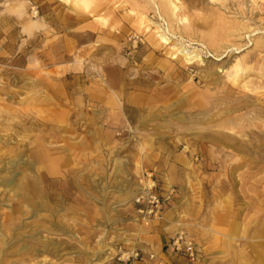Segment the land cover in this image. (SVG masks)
<instances>
[{"label": "rangeland", "instance_id": "rangeland-1", "mask_svg": "<svg viewBox=\"0 0 264 264\" xmlns=\"http://www.w3.org/2000/svg\"><path fill=\"white\" fill-rule=\"evenodd\" d=\"M143 1L97 0L76 13L65 0H0V264L240 261L246 241L229 244L225 204L210 198L219 189L209 182L225 177L203 166L209 151L238 159L224 195L243 236L259 216L249 198L264 199V136L250 158L206 136L229 133L228 121L248 132L249 118L264 130V0H172L186 18L174 31L134 6ZM214 16L239 29L219 49L199 37ZM157 32L199 58L169 57ZM23 176L35 182L28 202L4 186ZM178 238L193 256L175 249ZM254 254L250 264L264 261Z\"/></svg>", "mask_w": 264, "mask_h": 264}, {"label": "bare ground", "instance_id": "bare-ground-1", "mask_svg": "<svg viewBox=\"0 0 264 264\" xmlns=\"http://www.w3.org/2000/svg\"><path fill=\"white\" fill-rule=\"evenodd\" d=\"M70 3L71 10H73L76 13H81L83 11L90 10L93 6V8H96L97 0H65ZM209 1H216V0H209ZM138 9L142 10V13H146L150 10H153L155 13L158 14V16L161 18L163 23L166 25L167 30L174 31L173 26L182 24L183 22H186V18H178L176 15V10L178 9L176 4L172 0H144L141 5H134ZM138 17L139 22L143 23L144 18L142 17V14H139ZM203 26H205L206 30L201 31L199 33L200 42L203 44H206L208 47H211L212 49H219L224 46L223 44L228 42V39L231 37V35L234 32H238L239 29L236 26V24L231 22H225L221 17L214 16L210 20H205L203 22ZM179 27V26H178ZM178 29V28H177ZM181 35H189L191 32L190 26L183 25ZM157 32L156 42L165 46H169V51L167 52L168 56L171 58H175L177 54H182L184 60L187 63H191L192 60L198 59L199 55L195 51H187L184 47L179 46V44H171L168 42L169 38L164 33ZM256 45H260V43L256 42ZM235 76L234 79H237L239 77V72L243 69H241L240 65L235 64ZM148 83V82H147ZM129 84H134V82H129ZM157 95L153 94L150 99L143 98V97H131L129 100V103L135 107H143L144 105L148 104V102H151L152 100H156ZM198 107L202 106V100L201 98L198 100L197 104ZM179 121H183L184 119L179 116L176 118ZM246 126L250 128V130L247 132L244 127H242V123H234L232 121H228L227 124L228 127H221L222 130H225L229 133H225L223 131H214L211 134H208L206 136L207 141L211 143L212 145L219 147L222 146L223 148H230L232 151L241 154L242 156L246 158H250L249 149L254 147V143L258 144V147H261L262 145L259 142V137L264 136V130H260L255 126H252L253 118H249L246 121ZM147 125V124H144ZM225 126V125H224ZM247 127V128H248ZM236 129L240 130V133H234L233 131ZM254 128V129H252ZM243 132V133H242ZM238 135V136H236ZM248 137L247 140H244L243 137ZM241 138V139H240ZM250 138L253 139V142L250 141ZM240 139V140H238ZM223 150V149H221ZM146 152V151H145ZM256 152V151H252ZM214 152L209 151L206 155V164L203 166L204 170H213L216 172V175L223 174L221 176H224L225 178L223 180L221 179H212L213 181L209 182V185L212 186L213 190L219 189L217 191L216 195H210V198L215 201L216 197H219V200H222V203L225 204L226 207V218L224 224L221 226L224 227V229H221L222 235L226 238L228 242H231L229 244L235 243L236 239H244L246 243L241 247H236V252H239L240 261L238 264H250L248 261V255L249 252H254V256L256 254L262 252L264 254V199L260 200L259 196L256 195L255 198L250 197V206H255V213L258 214L253 221L249 222V230H246V232L242 233L243 236L240 237L238 235L239 233V227L240 223H238V220H240L241 211L237 210L235 211L232 208L231 201L229 196H225L224 194L230 190L234 183L233 178H228L229 175L233 173V171L237 170L240 166V163H238V159H234L233 161L235 163L228 164V159H223L221 157L220 153H217V155L213 154ZM226 153H224L223 157H225ZM258 159L264 164L263 161V155H259ZM260 170V169H259ZM19 184L16 186L13 178L9 179L5 182V187H16L19 192L22 193V197L24 198V201L28 202L30 197L28 196L29 192L28 189L35 185V182L33 184H30V182L23 176L19 180ZM258 182V181H257ZM264 182V179H263ZM259 183V182H258ZM264 193V189L262 191ZM242 199V197H239ZM243 204L249 206L248 203H245L243 200H239ZM212 215L215 213V210H212ZM232 235L235 236L232 237ZM259 264H264L263 262H259Z\"/></svg>", "mask_w": 264, "mask_h": 264}, {"label": "built area", "instance_id": "built-area-1", "mask_svg": "<svg viewBox=\"0 0 264 264\" xmlns=\"http://www.w3.org/2000/svg\"><path fill=\"white\" fill-rule=\"evenodd\" d=\"M158 204V200L154 199L153 203ZM182 243V244H181ZM175 249L180 250L183 247L185 253L189 256H193L194 250L190 241L182 242L181 238H178L174 243Z\"/></svg>", "mask_w": 264, "mask_h": 264}]
</instances>
